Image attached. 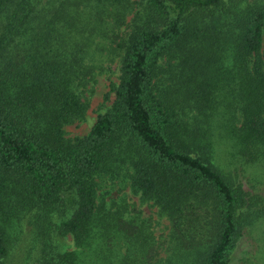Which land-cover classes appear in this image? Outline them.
<instances>
[{"label": "trees", "instance_id": "1", "mask_svg": "<svg viewBox=\"0 0 264 264\" xmlns=\"http://www.w3.org/2000/svg\"><path fill=\"white\" fill-rule=\"evenodd\" d=\"M114 61L111 104L67 138ZM116 180L168 219L165 258L98 193ZM260 223L264 0H0V264H236Z\"/></svg>", "mask_w": 264, "mask_h": 264}, {"label": "rangeland", "instance_id": "2", "mask_svg": "<svg viewBox=\"0 0 264 264\" xmlns=\"http://www.w3.org/2000/svg\"><path fill=\"white\" fill-rule=\"evenodd\" d=\"M105 70L96 76V80L89 86V91L86 92L89 100V107L83 120L68 124L64 127L65 136L67 138H77L85 136L94 124L97 115L104 112L114 99V94L109 91L110 81L117 82L118 70L117 62H103ZM108 94V99H104L105 94ZM98 193L106 199L124 198L130 207L138 209L140 216L143 219L150 221L152 231L157 244H159L160 258H165L168 255V233L169 221L162 215L157 207L152 202H144L140 197L132 193L129 186L119 180L107 181L103 183ZM132 211V212H133ZM260 227L253 230L251 240L250 236L246 235V243L237 249L234 261L236 264H264V223L259 224ZM18 243V242H17ZM25 243L19 242L16 245L14 259L12 262H19L25 254ZM65 250H74V242L71 235H67L64 240Z\"/></svg>", "mask_w": 264, "mask_h": 264}]
</instances>
